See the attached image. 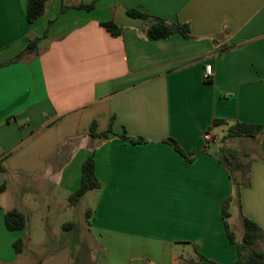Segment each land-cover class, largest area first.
<instances>
[{
	"label": "crops",
	"instance_id": "obj_1",
	"mask_svg": "<svg viewBox=\"0 0 264 264\" xmlns=\"http://www.w3.org/2000/svg\"><path fill=\"white\" fill-rule=\"evenodd\" d=\"M28 3L0 0V65L42 39L0 67V264L15 261L24 233L8 231L5 216L29 213L15 191L50 180L71 196L91 156L101 189L78 203L88 200L87 231L73 264H235L226 202L237 242L242 215L264 231V133L227 138L237 124L264 127V0H51L33 25ZM121 8L188 25L192 40L150 41L143 28L112 36L101 24L117 25ZM94 123L117 137L93 139ZM207 132L219 140L205 144Z\"/></svg>",
	"mask_w": 264,
	"mask_h": 264
},
{
	"label": "trees",
	"instance_id": "obj_2",
	"mask_svg": "<svg viewBox=\"0 0 264 264\" xmlns=\"http://www.w3.org/2000/svg\"><path fill=\"white\" fill-rule=\"evenodd\" d=\"M51 0H29L28 3V22L33 25L41 20L48 9V5ZM88 11L95 8V5L81 7ZM132 17L141 18L144 20V27L142 31L146 34V37L150 41H162L167 40L175 35H180L184 39L190 41L192 40L190 28L188 25L180 23H172L159 18L150 17L148 15L131 11ZM101 26L105 28L112 36H119L121 34V28L112 22L102 23ZM41 38H33L30 40L29 45L23 53L18 55L13 60L8 61L5 64H1L0 67L15 64L21 62L26 55L37 53L38 45L41 42ZM210 82V81H208ZM218 124V123H217ZM264 133V127L261 125H245L237 124L229 129L227 138H249L256 139L259 138ZM90 136L93 139L109 140L112 137H117L113 131L112 127L105 133L97 132V125L94 123L90 130ZM122 139L130 140L132 143L141 144L145 141L143 139L133 140L124 134L121 136ZM171 144L176 151L186 156L182 149L173 140L167 141ZM228 157H224L223 163L226 165L228 170H230L231 175L236 171V169L231 170L229 164L227 163ZM239 170L240 167H237ZM237 170V171H238ZM2 171V170H1ZM81 184L80 187L71 195V205H76L80 200L89 192L97 191L101 189V183L96 176V165L94 156H91L85 160L82 165L81 171ZM238 186V184H236ZM6 190V185L0 186V193ZM236 197L240 200V188L236 192ZM230 199L226 202L223 210V220L225 223V228L229 237L230 242L237 247L238 250V261L235 264H264V250L259 249L260 243L264 240V231L252 220L248 219L242 215L241 220L244 228V235L240 242H237L235 234L231 231L229 226V220L231 215L229 213ZM87 219H90V215L87 213ZM5 226L10 232H23L27 229L28 219L25 214L18 210H13L5 216ZM24 239H19L14 244V249L17 254H21L24 249ZM198 264H217L210 261L203 256L199 255Z\"/></svg>",
	"mask_w": 264,
	"mask_h": 264
},
{
	"label": "rangeland",
	"instance_id": "obj_3",
	"mask_svg": "<svg viewBox=\"0 0 264 264\" xmlns=\"http://www.w3.org/2000/svg\"><path fill=\"white\" fill-rule=\"evenodd\" d=\"M238 148L242 150L240 145ZM225 153L235 165L236 162L230 158L231 152ZM35 181L25 183V193L15 191L18 202L23 205L22 208L26 207L29 213L26 215L28 226L24 231L23 252L17 254L14 249L15 261L10 264H73L77 255L75 251H80L79 248L85 244V238L79 237L78 234L86 235L88 200L72 206L71 196L66 189H58L50 180ZM237 187H244V184H238ZM59 203L67 204L68 210L57 212ZM233 216L232 224H238V209ZM69 225L75 226L78 232L76 233V230L72 234L69 233ZM22 236L16 234L15 242L22 239ZM258 248L264 250V242L260 243Z\"/></svg>",
	"mask_w": 264,
	"mask_h": 264
},
{
	"label": "water",
	"instance_id": "obj_4",
	"mask_svg": "<svg viewBox=\"0 0 264 264\" xmlns=\"http://www.w3.org/2000/svg\"><path fill=\"white\" fill-rule=\"evenodd\" d=\"M115 23L122 28L142 29L144 27V20L135 18L128 14L127 9L121 8L116 14ZM234 179L237 183L242 182V173L237 171L234 174Z\"/></svg>",
	"mask_w": 264,
	"mask_h": 264
},
{
	"label": "built area",
	"instance_id": "obj_5",
	"mask_svg": "<svg viewBox=\"0 0 264 264\" xmlns=\"http://www.w3.org/2000/svg\"><path fill=\"white\" fill-rule=\"evenodd\" d=\"M213 76V71L211 66L206 67V77L207 79L211 78ZM219 138L212 135L210 132H207L203 136V141L205 144L213 143L218 141Z\"/></svg>",
	"mask_w": 264,
	"mask_h": 264
}]
</instances>
